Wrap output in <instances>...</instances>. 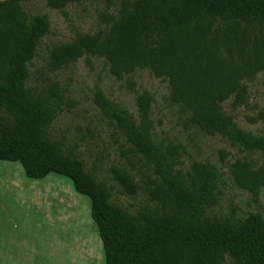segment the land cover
Returning <instances> with one entry per match:
<instances>
[{"label":"trees","instance_id":"16d2710c","mask_svg":"<svg viewBox=\"0 0 264 264\" xmlns=\"http://www.w3.org/2000/svg\"><path fill=\"white\" fill-rule=\"evenodd\" d=\"M21 1L0 0V160L18 162L29 178L65 176L76 192L89 197L104 264H264L263 216L206 214L216 202L217 168L201 161L184 172L175 168L176 148L167 147L165 153L151 140L149 93L136 99L138 122L101 92L96 97L134 151L152 164L143 188L150 203L135 212L112 202L106 183L51 138L50 124L61 110L59 85L52 82L41 92L26 85L49 20L45 14L29 15ZM82 1L111 5L115 0H45L60 11ZM83 55L103 57L117 78L150 69L167 79L170 98L181 105L189 123L264 154V109L248 118L263 126L262 132L252 133L238 127L222 107L230 96L233 107L245 103L243 81L264 69V0H119L107 27L54 45L47 63L60 69ZM230 173L256 201L264 188V159L254 165L237 158ZM112 174L127 194L140 190L127 170L114 168Z\"/></svg>","mask_w":264,"mask_h":264},{"label":"rangeland","instance_id":"374dc122","mask_svg":"<svg viewBox=\"0 0 264 264\" xmlns=\"http://www.w3.org/2000/svg\"><path fill=\"white\" fill-rule=\"evenodd\" d=\"M21 4L29 15L45 14L49 20V30L40 39L36 55L29 64L26 85L36 92L46 90L52 82L59 85L61 110L51 122L49 134L64 151L75 153L86 170L106 183L112 202L131 212L148 205L144 180L153 171L152 164L134 151L117 120L98 104L97 93L101 92L112 106L125 110L138 122L136 99L147 92L152 98L151 140L165 153L167 147L176 148L175 168L184 172L194 161L209 162L217 168L216 202L206 209V214L242 219L249 213L259 212L264 218V188L254 201L248 191L235 184L230 173V164L235 159L246 158L257 165L264 159V154L233 146L220 135H207L189 123L181 105L171 100L166 78L156 77L148 68H137L117 78L111 74L105 59L94 55H83L60 69L49 68L48 56L54 45L71 41L78 33H93L107 27L119 0L111 5L104 1H82L69 4L62 11L50 8L45 0H22ZM243 83L247 86L245 103L233 107L234 97L230 96L222 103L223 111L230 114L241 129L260 133L262 124L248 118L264 109V69ZM224 152L227 155L222 158ZM5 163L9 165L1 167ZM114 168L130 172L140 190L134 195L124 192L113 177ZM17 195H30V204L38 211L51 209L54 217L65 220L71 232L78 221L79 226L86 229L84 235L89 237L92 246L98 244L90 216V199L76 192L69 178L56 173L29 178L18 162L0 160L1 217L5 212L23 211L25 203L19 202L21 199ZM99 260L102 263V255Z\"/></svg>","mask_w":264,"mask_h":264},{"label":"crops","instance_id":"0c3cea01","mask_svg":"<svg viewBox=\"0 0 264 264\" xmlns=\"http://www.w3.org/2000/svg\"><path fill=\"white\" fill-rule=\"evenodd\" d=\"M7 165L9 164L5 163L1 167ZM17 196L21 199L19 202L25 203L23 211L15 214L5 212L0 216V264L105 263L104 250L95 223L92 225L98 242L96 247L84 235L86 229L81 224L79 226L78 221L71 232L65 220L54 217L51 209L38 211L30 204V195ZM34 214L37 216L34 217ZM54 218L57 220L54 221ZM54 228L61 230L55 231ZM100 255L103 258L102 263H99Z\"/></svg>","mask_w":264,"mask_h":264}]
</instances>
